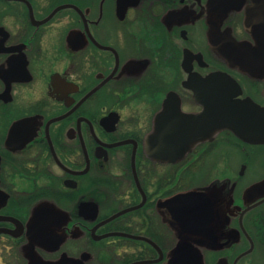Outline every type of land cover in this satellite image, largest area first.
Returning <instances> with one entry per match:
<instances>
[{
  "label": "flooded vegetation",
  "instance_id": "1",
  "mask_svg": "<svg viewBox=\"0 0 264 264\" xmlns=\"http://www.w3.org/2000/svg\"><path fill=\"white\" fill-rule=\"evenodd\" d=\"M191 74L264 107V0H0V264H264V144L160 148Z\"/></svg>",
  "mask_w": 264,
  "mask_h": 264
},
{
  "label": "water",
  "instance_id": "2",
  "mask_svg": "<svg viewBox=\"0 0 264 264\" xmlns=\"http://www.w3.org/2000/svg\"><path fill=\"white\" fill-rule=\"evenodd\" d=\"M209 81L212 84V91L220 84L224 85L227 90L226 95L221 98L211 96V100L206 101L204 86L209 84ZM190 83H194L195 99L204 110L196 115L184 114L180 106H173L172 100H168L164 111L157 116V123L166 122L161 129L163 132L160 142L162 151L165 153L173 151L172 154L177 151V156L173 157L180 160L185 152L191 150L195 144L211 138L215 132L222 129L232 131L245 142L264 144V107L251 99H235L241 91L237 90L238 84L232 78L225 74H218L203 79L197 74H191ZM230 91H233V94H230ZM172 113L177 115V121L172 120ZM204 199H207V196L202 191H190L177 195L172 202H168V205L178 204L179 222L188 224L187 213L192 212L188 207L200 205ZM1 232L5 230H0Z\"/></svg>",
  "mask_w": 264,
  "mask_h": 264
},
{
  "label": "rangeland",
  "instance_id": "3",
  "mask_svg": "<svg viewBox=\"0 0 264 264\" xmlns=\"http://www.w3.org/2000/svg\"><path fill=\"white\" fill-rule=\"evenodd\" d=\"M182 76H183V78H185V75H181V78H182ZM222 151H241V150H239V149H234V148H229V147H225ZM254 151H263V149H257V150H254ZM180 171H181V169H180ZM180 180H181V178H180ZM187 180L188 179H185V177L181 180L182 182H180V186H183V187H187V186H192V185H196V184H198V182H196V183H194L195 181H200L201 179H198V180H195L194 182H191V183H188L187 182ZM190 184V185H189Z\"/></svg>",
  "mask_w": 264,
  "mask_h": 264
}]
</instances>
